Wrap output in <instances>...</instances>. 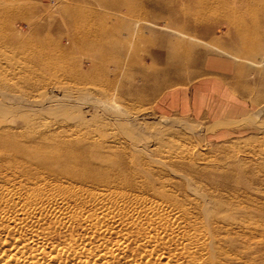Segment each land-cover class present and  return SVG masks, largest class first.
<instances>
[{
    "label": "rangeland",
    "instance_id": "obj_1",
    "mask_svg": "<svg viewBox=\"0 0 264 264\" xmlns=\"http://www.w3.org/2000/svg\"><path fill=\"white\" fill-rule=\"evenodd\" d=\"M95 3L0 0V128L43 119L68 125L73 140L52 144L57 155L51 161L58 158L61 171L83 155L91 168H81L95 177L114 170L123 184L148 181L172 189L222 222L216 264H264V100L222 122L141 105L129 93L138 78L116 75L113 57L91 43L101 26ZM196 4L202 17L221 25L241 22L246 37L264 15L258 11L264 0ZM35 140L29 144L51 146Z\"/></svg>",
    "mask_w": 264,
    "mask_h": 264
},
{
    "label": "bare ground",
    "instance_id": "obj_2",
    "mask_svg": "<svg viewBox=\"0 0 264 264\" xmlns=\"http://www.w3.org/2000/svg\"><path fill=\"white\" fill-rule=\"evenodd\" d=\"M11 124L0 128V264L217 263L219 223L206 209L114 170L95 177L83 155L61 171L52 144L73 140L68 125Z\"/></svg>",
    "mask_w": 264,
    "mask_h": 264
},
{
    "label": "crops",
    "instance_id": "obj_3",
    "mask_svg": "<svg viewBox=\"0 0 264 264\" xmlns=\"http://www.w3.org/2000/svg\"><path fill=\"white\" fill-rule=\"evenodd\" d=\"M91 1L101 23L91 43L116 75L138 78L129 93L141 105L222 122L264 100V15L246 37L241 22L202 17L196 0Z\"/></svg>",
    "mask_w": 264,
    "mask_h": 264
}]
</instances>
